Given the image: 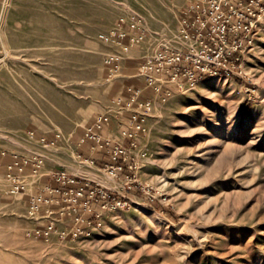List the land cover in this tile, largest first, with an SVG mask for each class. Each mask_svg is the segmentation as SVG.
Masks as SVG:
<instances>
[{
	"label": "rangeland",
	"instance_id": "1",
	"mask_svg": "<svg viewBox=\"0 0 264 264\" xmlns=\"http://www.w3.org/2000/svg\"><path fill=\"white\" fill-rule=\"evenodd\" d=\"M1 1L0 264H264V0L241 71L156 101L136 137V168L115 179L99 160L88 164L101 153L81 140L97 115L116 108L141 53L135 48L108 83L96 35L134 10L150 43L155 33L172 42L194 0ZM10 153L45 163L44 176H28L29 192L51 184L58 169L111 192L100 224L74 237L67 217L57 222L62 237L29 234L25 196L7 193Z\"/></svg>",
	"mask_w": 264,
	"mask_h": 264
},
{
	"label": "built area",
	"instance_id": "2",
	"mask_svg": "<svg viewBox=\"0 0 264 264\" xmlns=\"http://www.w3.org/2000/svg\"><path fill=\"white\" fill-rule=\"evenodd\" d=\"M259 3L258 0H239L232 5L224 0L190 1L182 10L172 42L155 33L154 42L150 43V32L134 10L121 13L109 29L99 32L96 40L105 48L103 64L108 83L121 77L135 48L141 54L134 73L128 76L132 81L123 86L114 100L116 108L97 115L92 127L84 133L81 141L91 142L101 153L100 158H89L88 164L95 165L99 160L97 164L112 179L123 173L127 176L125 171L136 168L133 162V151L138 146L136 137L146 134L145 118L152 113L156 101H166L173 92L203 77H231L239 73L244 48L251 41L249 34L262 10ZM109 125L118 126L120 139L103 135L102 130ZM10 156L4 173L7 193L16 198L25 196L26 215L35 223L29 234L44 240L53 235L62 237L65 229L59 228L57 222L67 217L73 221L70 232L74 237L89 235L91 227L96 222L100 224L99 208L113 198L111 192L99 190L90 180L66 169L51 171L48 179L51 184L35 186L29 192L28 176L40 178L46 174L42 172L43 159L17 153ZM26 167L31 169L30 173Z\"/></svg>",
	"mask_w": 264,
	"mask_h": 264
},
{
	"label": "crops",
	"instance_id": "3",
	"mask_svg": "<svg viewBox=\"0 0 264 264\" xmlns=\"http://www.w3.org/2000/svg\"><path fill=\"white\" fill-rule=\"evenodd\" d=\"M1 5H2V1L0 0V8H1ZM122 72H123V70H122ZM133 74V73H132ZM132 74H130V75H132ZM130 75H125V76H130ZM113 127H114V125H109V126H105L104 127V129L102 130V133H103V135L105 136V137H110L111 138V135H110V130H112L113 129ZM116 127V128H115ZM115 130L117 131V138H119L120 139V133H119V128H118V126L117 125H115Z\"/></svg>",
	"mask_w": 264,
	"mask_h": 264
}]
</instances>
